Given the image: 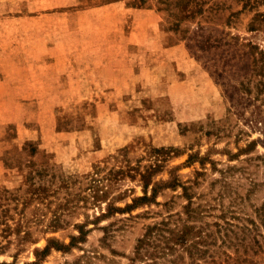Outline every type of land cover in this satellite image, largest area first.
I'll use <instances>...</instances> for the list:
<instances>
[{
    "label": "rangeland",
    "instance_id": "1",
    "mask_svg": "<svg viewBox=\"0 0 264 264\" xmlns=\"http://www.w3.org/2000/svg\"><path fill=\"white\" fill-rule=\"evenodd\" d=\"M0 264H264V0H0Z\"/></svg>",
    "mask_w": 264,
    "mask_h": 264
},
{
    "label": "trees",
    "instance_id": "2",
    "mask_svg": "<svg viewBox=\"0 0 264 264\" xmlns=\"http://www.w3.org/2000/svg\"><path fill=\"white\" fill-rule=\"evenodd\" d=\"M148 197L149 196L146 194L144 196L139 197L138 199L145 200ZM155 230H156V234L162 236L164 241L172 243L171 247H172V245L175 246L176 244L184 245L189 240L190 228L188 226H184L183 228L176 230V229H172L169 227L168 220H164V221H162L160 223H156L153 226H150L148 228L146 235L140 239V244L137 246L138 251H140L141 247L145 244L147 237H149V235H151ZM165 231H168V235L165 234L166 233ZM49 250H50V246L48 245L44 249L43 252L46 253V252H49Z\"/></svg>",
    "mask_w": 264,
    "mask_h": 264
}]
</instances>
